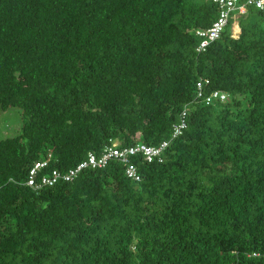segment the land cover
Wrapping results in <instances>:
<instances>
[{
	"label": "trees",
	"instance_id": "16d2710c",
	"mask_svg": "<svg viewBox=\"0 0 264 264\" xmlns=\"http://www.w3.org/2000/svg\"><path fill=\"white\" fill-rule=\"evenodd\" d=\"M245 1L197 53L214 0H0V111L22 122L0 138V264H264V13ZM113 142L168 144L26 184Z\"/></svg>",
	"mask_w": 264,
	"mask_h": 264
},
{
	"label": "built area",
	"instance_id": "2783aa9c",
	"mask_svg": "<svg viewBox=\"0 0 264 264\" xmlns=\"http://www.w3.org/2000/svg\"><path fill=\"white\" fill-rule=\"evenodd\" d=\"M219 5V15L212 22V24L204 29L195 30V34L201 37V41L196 47V51L201 53L203 52L208 44L217 39L226 26L229 16L231 15V11L235 9L237 0H214ZM254 6L255 8L261 10L264 13V0H246L243 6H240L238 9L240 12H244V6ZM198 93L197 96H201L202 88L201 83H197ZM216 91L212 93V96H220L223 98L225 94L223 92ZM209 98H207L208 100ZM186 109H183L181 112V119L178 124L173 126V135H178L182 132V130L186 127L185 121ZM167 142L160 143L159 146H146V144H137L134 146H130L127 148L120 149L118 148L117 142H113L112 144L106 146L100 155H95L94 153L89 152L84 160L77 163L75 167L69 169L64 175L60 176V173L57 170H52L51 175H44L41 177L40 181L35 184V175L38 170L47 164V159L42 162H35L34 165L30 168L29 178L26 181V184L30 187L41 188L43 186L51 185L57 181L58 178H63L64 180H71L76 174L84 169V168H96L104 166L107 161L111 158H119L124 162H127V156L129 154H134L136 152H140L144 155V158L148 162H152L154 160L162 161L161 152L167 146ZM127 174L135 179H138L135 174V167L132 164H129L127 167ZM253 256H258L257 253H253ZM264 257V254H263Z\"/></svg>",
	"mask_w": 264,
	"mask_h": 264
},
{
	"label": "rangeland",
	"instance_id": "374dc122",
	"mask_svg": "<svg viewBox=\"0 0 264 264\" xmlns=\"http://www.w3.org/2000/svg\"><path fill=\"white\" fill-rule=\"evenodd\" d=\"M236 14V12L234 11ZM237 15H235L236 17ZM237 20L231 23V32L233 36H236L237 32ZM21 119L19 109L16 107L9 108L5 111H0V138L11 137L16 135L20 131Z\"/></svg>",
	"mask_w": 264,
	"mask_h": 264
},
{
	"label": "clouds",
	"instance_id": "9594fccd",
	"mask_svg": "<svg viewBox=\"0 0 264 264\" xmlns=\"http://www.w3.org/2000/svg\"><path fill=\"white\" fill-rule=\"evenodd\" d=\"M237 27H238V28H237L236 31H238V32H237L236 36H238V35H239V32H240V28H239L238 24H237ZM199 42H200V40H199ZM198 44H199V43H198ZM198 44H197V45H198ZM196 47H197V46H196ZM196 47H195V51H196ZM196 52H197V51H196ZM197 53H199V52H197ZM220 92H222V91H220ZM224 93H225V92H224ZM225 94H226V93H225ZM162 160H163V157H162ZM154 161H157V160H154ZM158 162H159V161H158ZM160 162H161V161H160Z\"/></svg>",
	"mask_w": 264,
	"mask_h": 264
},
{
	"label": "bare ground",
	"instance_id": "6f19581e",
	"mask_svg": "<svg viewBox=\"0 0 264 264\" xmlns=\"http://www.w3.org/2000/svg\"><path fill=\"white\" fill-rule=\"evenodd\" d=\"M238 28V27H237Z\"/></svg>",
	"mask_w": 264,
	"mask_h": 264
}]
</instances>
